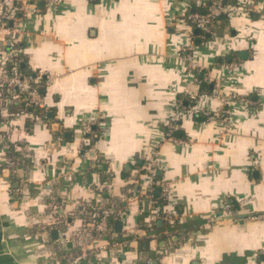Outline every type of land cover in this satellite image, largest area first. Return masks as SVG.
I'll return each mask as SVG.
<instances>
[{
	"label": "crops",
	"instance_id": "0c3cea01",
	"mask_svg": "<svg viewBox=\"0 0 264 264\" xmlns=\"http://www.w3.org/2000/svg\"><path fill=\"white\" fill-rule=\"evenodd\" d=\"M63 1L34 0L44 10L18 45L21 68L52 75L38 84L48 122L0 114V264H264V0H230L254 11L220 20L211 40L186 20L210 0ZM182 96L199 100L178 108ZM178 114L182 139L158 152L171 199L149 227L144 162ZM87 122L99 139L83 157ZM6 140L24 158L14 168ZM225 201L248 216L226 220ZM95 207L118 211L104 236L98 217L84 223Z\"/></svg>",
	"mask_w": 264,
	"mask_h": 264
},
{
	"label": "built area",
	"instance_id": "2783aa9c",
	"mask_svg": "<svg viewBox=\"0 0 264 264\" xmlns=\"http://www.w3.org/2000/svg\"><path fill=\"white\" fill-rule=\"evenodd\" d=\"M48 8H56L61 5L63 0H43ZM202 5L198 4L200 8ZM205 6V5H204ZM36 2L32 0H0V28L6 32L9 36V48L5 52H0V110L4 111L8 108L11 100H17L23 95L28 96L29 104L35 109L47 110V104L44 98L41 96V90L39 83L44 80L46 84L52 81L51 74H44L41 72H35L34 75L24 76L19 69V66L23 63L21 55H19L18 45L22 42L26 36L25 23L30 15L37 14L39 9ZM237 7L239 9H237ZM253 12L254 9L251 5L248 7L242 5L239 7L227 6L223 0H211L210 7L207 12L198 14L196 12L190 15L189 20L192 28L200 30L201 33L206 36L211 34L212 25L216 20L222 16H229L234 12ZM5 28V29H4ZM191 28V27H190ZM189 48V46H188ZM193 51V49H190ZM190 59V58H189ZM47 87V86H46ZM3 97V99H2ZM195 99V98H193ZM196 100V99H195ZM178 108H182L179 103ZM203 113V112H201ZM15 114L8 116V119L17 118ZM13 117V118H11ZM175 122H168L164 127V132L160 142L153 146L151 155L145 159L146 161V189L147 198L149 203L154 207V212L149 219V227H153L156 220L162 217L161 209L157 205L154 198L155 186L158 183L157 176L161 169V164L158 162V152L160 150L161 143L167 140L177 139L171 135V132H176L180 129V125L177 123L182 119L181 115H177ZM99 125L98 122H87L85 124L84 135L82 139L81 152L82 156L86 157L88 151L85 150V143L88 136L92 133L94 126ZM7 149H18V144L11 143L10 141H2ZM8 165L14 168L16 163L13 160L8 161ZM160 184V190L164 201H169L170 187L167 184ZM223 210L228 216L231 213V207L225 201L223 203ZM118 211L115 208H107L101 211L98 215V220L93 224V231L96 236H104L108 234L110 228V220L116 215ZM165 219H169L166 217Z\"/></svg>",
	"mask_w": 264,
	"mask_h": 264
},
{
	"label": "trees",
	"instance_id": "16d2710c",
	"mask_svg": "<svg viewBox=\"0 0 264 264\" xmlns=\"http://www.w3.org/2000/svg\"><path fill=\"white\" fill-rule=\"evenodd\" d=\"M33 2H34V0H33ZM223 2H224V0H223ZM230 2V0H227V1H225L224 2V4H228ZM233 5H236V4H233ZM228 6V5H227ZM231 6V5H230ZM204 8V11H206L209 7H210V3H208L207 5H205V6H203ZM202 10V7H200L199 9H197V11H199V10ZM44 9L42 8V9H39V12L40 11H43ZM224 18H227V16H222L221 18H219L213 25H212V30H211V34L210 35H207L206 37H205V40H211L212 39V35L214 34V32H215V27H216V24L220 21V20H222V19H224ZM209 36V37H208ZM19 69H20V71L22 72V73H24L26 76H33L34 74H33V72H31V71H28L26 68L25 69H23V68H21L20 66H19ZM196 73V72H195ZM196 75H197V73H196ZM204 90V89H203ZM181 98H183L184 99V101H183V105H185L184 104V102L186 101V100H188V105H187V107L186 108H188V106H190V105H194V104H196L197 103V100H190L189 98L187 99L186 97H181ZM20 99V100H19ZM19 99H17V100H15L14 102H12L10 105H8V108H5L6 110H4L5 112L6 111H9V112H11V114H21V113H27V114H33V115H39L40 117H41V119L42 120H45V121H47L48 122V118H47V111L46 110H40V109H35L34 107H32L30 104H29V100H28V96L27 95H23V96H21ZM198 100H199V97H198ZM186 106V105H185ZM0 114H2V112H1V110H0ZM198 117H202V114H198ZM179 125H180V121L179 122H177ZM181 134H182V130H181V127H180V129L178 130V131H176V132H171V135L173 136V137H175L176 139H182L181 138ZM99 139V137H98V132H97V130L96 129H92V133L88 136V138H87V141H86V143H85V150L86 151H91L92 150V148L94 147V144L97 142V140ZM8 159L9 160H13V161H15V160H17V159H19V160H21V162H23L24 160V158H23V156L21 155V154H19V153H17V152H15V149H10V151H9V153H8ZM146 161L144 162V172L143 173H146ZM157 180H158V183L160 182V180H161V178H160V176H159V173H158V176H157ZM158 183H157V185H156V187L158 186ZM165 204V201L162 199H158L157 200V205H164ZM98 207V206H97ZM97 207H95V208H91V209H88L87 211H89L90 213L89 214H87V216L85 215V213H84V216L86 217V218H84V220H85V225H87L88 223H90V220H86V219H92V217H98L97 216V214L99 215V210L97 209ZM237 211V210H236ZM93 220V219H92Z\"/></svg>",
	"mask_w": 264,
	"mask_h": 264
},
{
	"label": "rangeland",
	"instance_id": "374dc122",
	"mask_svg": "<svg viewBox=\"0 0 264 264\" xmlns=\"http://www.w3.org/2000/svg\"><path fill=\"white\" fill-rule=\"evenodd\" d=\"M211 1V0H210ZM210 1L208 2V3H210ZM207 3V4H208ZM207 4H205V5H207ZM204 5H202L201 7H202V10L200 9L199 11H197V9H199V7L198 6H196V5H193V8H191V10H194L193 12H190L188 15H187V29H189V31H191V32H193V31H195V30H197V29H193L192 28V26H191V24H190V20H189V17H190V15H193V14H195L196 12H198V14H201V13H203V12H207L208 11V9L206 10V11H204V7H203ZM227 18H228V15H227ZM217 21V20H216ZM215 21V22H216ZM214 22V23H215ZM191 27V28H190ZM5 29V28H4ZM3 29L2 28H0V32H4V31H2ZM6 33V32H5ZM7 34V33H6ZM8 35V34H7ZM9 36H8V41H9ZM204 40H205V36H204ZM187 47V46H186ZM190 49H193V51H195L194 49H195V45L192 43V42H190V44H189V48L187 47V48H184L183 50H186V57H185V62L187 63V66H188V68L190 69V71H198L199 70V67H198V64H197V62H196V53L194 54V52H192V50H190ZM6 51V49L4 48V47H1L0 46V52H5ZM196 52V51H195ZM190 58V59H189ZM24 76H26L24 73H22ZM43 81V80H42ZM41 81V82H42ZM44 86V85H43ZM1 95V94H0ZM2 99H3V97H2ZM20 100V99H19ZM190 100H191V98H190ZM196 100H198V97L196 98ZM15 100H11V102H9V105L12 103V102H14ZM193 101V100H192ZM1 104V103H0ZM179 104V103H178ZM182 106H183V104H182ZM187 111V110H186ZM185 111V113H187ZM98 123H100V122H98ZM84 133V132H83Z\"/></svg>",
	"mask_w": 264,
	"mask_h": 264
},
{
	"label": "water",
	"instance_id": "95a60500",
	"mask_svg": "<svg viewBox=\"0 0 264 264\" xmlns=\"http://www.w3.org/2000/svg\"><path fill=\"white\" fill-rule=\"evenodd\" d=\"M39 7H42V4H40ZM196 34H197V35H200V34H201V31H200V30H196ZM208 37H209V36H208ZM49 115L51 116L52 114L49 113ZM53 129H55V130L59 129V125H58V124H54ZM158 186H160V184H158ZM159 194H160V192H159V190H157V191H156V195L159 196ZM145 207H146V209H148V201H147V200L145 201ZM247 216H248L247 214L231 215V216H225V219H226V220H237V219H244V218H246ZM116 227L118 228L119 232H121V231H122V228H123V223H122V222H118V223L116 224ZM60 234H61V233H60L59 230H53V231L51 232L52 239H53L54 241H58L59 238H60Z\"/></svg>",
	"mask_w": 264,
	"mask_h": 264
}]
</instances>
